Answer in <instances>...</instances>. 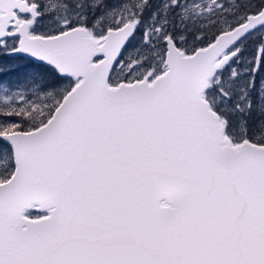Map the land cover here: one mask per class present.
I'll return each mask as SVG.
<instances>
[{
    "label": "snow or ice",
    "instance_id": "snow-or-ice-1",
    "mask_svg": "<svg viewBox=\"0 0 264 264\" xmlns=\"http://www.w3.org/2000/svg\"><path fill=\"white\" fill-rule=\"evenodd\" d=\"M0 264H264V0H0Z\"/></svg>",
    "mask_w": 264,
    "mask_h": 264
}]
</instances>
